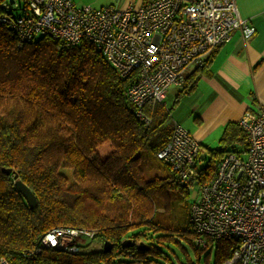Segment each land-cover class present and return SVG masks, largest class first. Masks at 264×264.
<instances>
[{"label": "trees", "instance_id": "1", "mask_svg": "<svg viewBox=\"0 0 264 264\" xmlns=\"http://www.w3.org/2000/svg\"><path fill=\"white\" fill-rule=\"evenodd\" d=\"M11 6L0 0V17L20 15ZM210 56L185 77L182 90L194 87ZM135 78V72L120 76L85 41L69 45L37 33L19 47L0 21V258L11 264H175L167 244L181 239L196 254L209 248L205 257L214 247L212 264L232 256L236 244L230 239L194 244L190 205L182 223L170 210V194L188 191L156 156L172 129L165 126L170 108L164 100L147 101L141 109L147 121L139 118L126 97ZM232 140L245 150L238 122L225 125L216 151L207 149L219 157L199 166L202 180L226 153L240 156L228 149ZM60 168L73 170V184ZM14 174L34 193V208L15 189ZM62 226L94 230L91 239L109 241L111 249L78 245L65 251L41 244L48 230ZM124 239L131 245L123 247Z\"/></svg>", "mask_w": 264, "mask_h": 264}, {"label": "built area", "instance_id": "2", "mask_svg": "<svg viewBox=\"0 0 264 264\" xmlns=\"http://www.w3.org/2000/svg\"><path fill=\"white\" fill-rule=\"evenodd\" d=\"M25 11L1 16L20 47L37 34L65 44H93L122 77L136 73L126 97L139 118L142 106L162 102L170 87L184 84L189 68L200 67L234 30L249 39L255 28L239 14L235 0H147L139 6L76 5L71 0H27ZM238 125L246 134L244 158L226 153L214 174L202 180L198 170L200 145L173 122L165 145L156 153L179 183L197 188L190 205L194 244L207 238L235 241L232 256L223 264H264V108L245 113ZM92 237L94 230L71 226L48 230L40 242L65 251L77 249L75 237ZM76 238V239H77ZM0 264H11L0 258Z\"/></svg>", "mask_w": 264, "mask_h": 264}, {"label": "crops", "instance_id": "3", "mask_svg": "<svg viewBox=\"0 0 264 264\" xmlns=\"http://www.w3.org/2000/svg\"><path fill=\"white\" fill-rule=\"evenodd\" d=\"M145 1L101 0L98 7L114 3L137 7ZM235 4L255 28L251 38L234 30L227 42L214 48L192 89L182 90L184 82L170 87L164 98L171 121L187 129L200 148L218 142L227 123L264 108V0H235ZM194 69L189 68L186 76Z\"/></svg>", "mask_w": 264, "mask_h": 264}, {"label": "rangeland", "instance_id": "4", "mask_svg": "<svg viewBox=\"0 0 264 264\" xmlns=\"http://www.w3.org/2000/svg\"><path fill=\"white\" fill-rule=\"evenodd\" d=\"M72 1V0H71ZM101 0H73L76 5H91L92 7L100 6ZM24 4L23 0H15V5L11 6V12L14 15L20 14L21 6ZM116 5V3H114ZM109 5V4H107ZM20 6V7H19ZM106 6V5H105ZM168 100V99H167ZM172 114L174 115L173 111ZM171 118L165 122V126L167 128L172 127ZM233 138V137H232ZM234 139V138H233ZM220 143L216 142L208 147L202 146L200 151V161L199 165H203L207 163L208 158L211 156L210 163H215L219 157L218 153H209L208 148H211L213 151H216L219 147ZM228 149L238 150L240 152L241 158H244V145L239 140H232V142L228 145ZM59 172L63 174L68 182L73 184V170L69 168H60ZM198 196L197 188L188 189L186 192L182 191H174L170 194L169 204L170 210L176 213L180 218V223L184 221L186 206L191 205L192 202L196 200ZM130 218V217H129ZM153 234V233H152ZM94 236V235H93ZM92 237H88V235L82 234V236L75 237L76 243L78 245H82L85 250H94L98 249L102 246V244L96 240H92ZM77 238V239H76ZM167 247L169 249V257L175 264L184 263L189 259L191 262L199 263V264H212L214 261V247L210 249L209 255L205 257L209 248H205L199 254H196L193 250L191 244L187 243L184 240H179V244H171L168 243ZM199 255V258H198ZM167 264V263H166Z\"/></svg>", "mask_w": 264, "mask_h": 264}, {"label": "water", "instance_id": "5", "mask_svg": "<svg viewBox=\"0 0 264 264\" xmlns=\"http://www.w3.org/2000/svg\"><path fill=\"white\" fill-rule=\"evenodd\" d=\"M8 2L11 5L14 4V0H8ZM2 171L5 174H7V175H9L11 173V169L10 168H3ZM13 178H14V186H15V189L25 199L28 207L30 209L34 208L37 205V199H36L34 193L30 190V188L24 182H22L18 178V176L16 174H14ZM121 245L123 247L130 246L131 245V239H124V240H122ZM102 247H103V251L104 252L110 251V249H111V243L109 241H104Z\"/></svg>", "mask_w": 264, "mask_h": 264}]
</instances>
